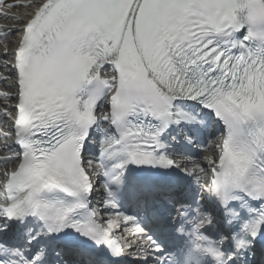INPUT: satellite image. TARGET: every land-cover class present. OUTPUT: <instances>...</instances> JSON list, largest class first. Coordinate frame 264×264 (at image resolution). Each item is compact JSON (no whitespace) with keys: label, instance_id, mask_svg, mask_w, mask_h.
I'll return each instance as SVG.
<instances>
[{"label":"snow or ice","instance_id":"snow-or-ice-1","mask_svg":"<svg viewBox=\"0 0 264 264\" xmlns=\"http://www.w3.org/2000/svg\"><path fill=\"white\" fill-rule=\"evenodd\" d=\"M5 6L0 264H264V0Z\"/></svg>","mask_w":264,"mask_h":264},{"label":"bare ground","instance_id":"bare-ground-1","mask_svg":"<svg viewBox=\"0 0 264 264\" xmlns=\"http://www.w3.org/2000/svg\"><path fill=\"white\" fill-rule=\"evenodd\" d=\"M15 1H16V0H15ZM8 29H10V27H9Z\"/></svg>","mask_w":264,"mask_h":264}]
</instances>
